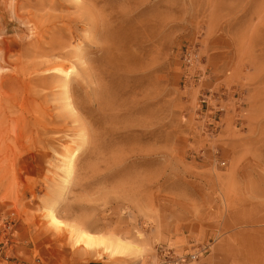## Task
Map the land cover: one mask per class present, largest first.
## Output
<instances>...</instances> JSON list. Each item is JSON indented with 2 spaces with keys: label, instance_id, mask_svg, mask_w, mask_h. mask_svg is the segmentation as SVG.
<instances>
[{
  "label": "rangeland",
  "instance_id": "1",
  "mask_svg": "<svg viewBox=\"0 0 264 264\" xmlns=\"http://www.w3.org/2000/svg\"><path fill=\"white\" fill-rule=\"evenodd\" d=\"M19 56L53 87L20 96ZM2 78L0 264H264V0H0ZM40 115L71 131L40 148Z\"/></svg>",
  "mask_w": 264,
  "mask_h": 264
},
{
  "label": "bare ground",
  "instance_id": "2",
  "mask_svg": "<svg viewBox=\"0 0 264 264\" xmlns=\"http://www.w3.org/2000/svg\"><path fill=\"white\" fill-rule=\"evenodd\" d=\"M130 11V14H131V10ZM129 11L126 13L128 14ZM136 9H134L133 11V18L131 17V20L133 22H135V24H131L130 27L131 28H134L132 29L131 31V35H132V38H134V35L135 34H138L140 32H142V30H140L139 28H137L139 25H140V20L143 16H149V19H148V26H147V29L148 31H153V27L151 25V18L153 17V13H141V14H136ZM149 12H152V11H149ZM129 26H122L119 28V26L117 27L118 29H116V31L118 33L122 32L123 30H126ZM129 27V30H131ZM62 35V33H61ZM76 38H77V35H74V33L70 32L68 34V39L66 41H57L55 43V48L54 49H51L50 52L48 53V56L50 57H59L61 59H67L68 58H73L74 56L68 52V51H65V49H67L69 46L72 45V41H76ZM100 39L103 40V42H105L107 40V43L111 42V41H114V42H118V38H116V36L113 34V35H110L109 34L107 35V37L103 36V35H100L99 36ZM153 39L150 35L149 37V42L153 43L152 42ZM24 55V53H22V56ZM23 58H21V56H19L18 60H17V63H21V68H20V72H18L16 74L17 77H19V81L22 85V87H20V96H23V98L26 99V97H28V94H29V88H30V85H34L32 86L33 87V96H36L38 93L36 91V88L38 87H44V88H49L51 89L54 85V79L53 78H47V77H44V78H41L38 74L36 75V78H33V79H28V76L26 74V72L28 71L27 67H25V64L23 62ZM62 65V64H61ZM59 65V66H61ZM53 66H56V65H53ZM39 69H40V66H37V72H39ZM48 69H52L51 67H48L46 70ZM103 74L106 73V68H105V65L103 66ZM36 71H34V73H37ZM150 76H152V73H150ZM134 79H136V77H134ZM1 81V87H3V78L0 80ZM14 81L17 82L16 79H14ZM68 84V81L65 80V84ZM133 86L131 89H133V92H132V95L133 97L131 98V102L134 103V106H136V108H138L140 106L139 104V97L144 95V97L146 98V101L144 103V107H146L147 109V113H146V117L149 119V122H151V128H150V132H151V129H152V118H151V114H152V111H153V99H154V94H153V84L152 82L150 81L147 86L145 87H140L139 84H137V82H133ZM1 94H3V101H2V104L0 106V110L3 108V106L6 105L7 107V110H8V113H12V112H9L11 111V103H12V98L13 95H10L7 91H4V90H1L0 92ZM68 93V92H67ZM25 105V103L21 106L23 108V106ZM81 114L82 115H85L86 117L88 118H91V115H92V112L90 109H81ZM3 115V116H2ZM96 116V115H94ZM136 116H138L137 118H139L138 120H140L141 116L138 115V112H136ZM60 117H57L56 119H59ZM55 118H53L52 121L46 123L44 122L42 119H41V115H40V118L35 120L34 123H33V126H34V130H33V133L36 135V140H33L35 143H38L40 144L39 147H44V143L43 141L41 140L42 137L44 136H47L49 133L53 132V133H56L55 135H58L59 133H62L63 131L64 132H70L71 130L69 129L70 128V125L69 124H66L65 122H62V124L60 125L58 123V120H56ZM18 122H24V119L23 118H19L17 120ZM10 122H11V119L9 118V115L7 116V114L3 111L0 112V156H2V160L5 161L7 159H9L10 155H9V152H8V149L6 151V153L2 152V146L5 144L6 146L8 145V142H9V129H8V125H10ZM131 123H136V118L134 119V122L131 121ZM59 124V125H58ZM18 125V124H17ZM97 125V124H96ZM83 126H86L85 124H83ZM99 126V125H97ZM129 124H124L123 127H128ZM24 130V128H23ZM99 139L100 137H96L95 138V141L96 142H99ZM57 139L56 138H52L51 140H47L46 142L47 143H50V144H53V142H57L56 141ZM60 139L58 138V141ZM4 150V149H3ZM76 151H71L68 153V156L69 157H74L76 155ZM2 161V162H3ZM68 167H69V171H71L72 169V162H68ZM1 168V167H0ZM79 238L80 240H85L87 243H90V244H97L96 240L94 239V237L90 234H87L83 231H79ZM254 242V237H249V238H246L244 241H242V243H247L248 246L251 248L252 246V243ZM237 244H240L241 241H238L236 242ZM252 249V248H251ZM235 255H242L240 253H236ZM249 255H254L252 254L251 252L249 253Z\"/></svg>",
  "mask_w": 264,
  "mask_h": 264
},
{
  "label": "built area",
  "instance_id": "3",
  "mask_svg": "<svg viewBox=\"0 0 264 264\" xmlns=\"http://www.w3.org/2000/svg\"><path fill=\"white\" fill-rule=\"evenodd\" d=\"M12 228L11 227H6L4 228V230L2 231V234H4V238H5V245H3V247L5 248L7 246V244L9 243V235H10V232H11ZM0 255H3L2 252H0ZM184 261V260H183ZM1 264H6V263H1ZM11 264H18V263H15V262H11Z\"/></svg>",
  "mask_w": 264,
  "mask_h": 264
}]
</instances>
